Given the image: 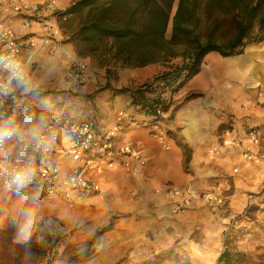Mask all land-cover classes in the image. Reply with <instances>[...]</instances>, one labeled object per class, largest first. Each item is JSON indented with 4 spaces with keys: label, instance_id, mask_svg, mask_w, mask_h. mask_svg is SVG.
Wrapping results in <instances>:
<instances>
[{
    "label": "rangeland",
    "instance_id": "1",
    "mask_svg": "<svg viewBox=\"0 0 264 264\" xmlns=\"http://www.w3.org/2000/svg\"><path fill=\"white\" fill-rule=\"evenodd\" d=\"M54 1L60 10L56 18L61 33L58 39L60 50L57 54L44 55L34 61L29 76L34 84H39V88L34 93L21 95L18 97L19 101H24L27 97L29 103L38 97L42 100L55 96L65 97L70 93L69 88L86 84L84 74L91 75L95 80L98 92L110 89L113 96L128 94L133 98V103L138 100L137 92H140V89L156 90L153 92L154 96L148 93L146 97V104H163L165 107L155 120H164L165 112L172 105L187 102L195 97L188 94L186 98H180L177 96L179 91L171 93L169 88H165L162 78L157 81L154 78L148 83L137 85L132 82V85L129 84L126 88L120 87L123 80L121 74L138 68H127L115 58V49L109 41L90 46L74 42L73 37L85 22L87 11L62 16L65 10L60 9L58 0ZM68 1L71 7L77 0ZM14 25L17 28L18 25ZM16 31L18 32V29ZM18 34L24 35L25 32L19 31ZM169 35L168 32L167 37ZM77 62L83 63L84 66H77ZM185 62L187 61L178 58L155 64L162 66L164 70L157 77L172 72ZM81 78L85 82L79 83ZM228 83L227 85L231 84ZM235 84L242 85L243 79L238 78ZM162 89L166 90L163 95L160 94ZM22 105L26 115L33 114L31 124L35 125H38L37 120L45 108L50 106ZM148 107L146 112L150 121H153L150 111L154 106ZM5 110L6 108L2 109V113ZM26 115L18 121H24ZM170 117L172 116L168 118ZM158 128L166 136L173 135V132L166 134L160 126ZM7 143L12 147L15 141L11 139ZM179 146L183 150L180 169L182 175L189 172L191 152L187 147L181 144ZM159 149L155 160L157 167L154 166L157 168L155 175L159 181L155 183V187H151L147 181L148 163L146 169L135 177L121 170L113 172L112 177L100 187L98 196L74 206L39 195L33 200L35 194L30 192H0V264H225L219 263V258L225 251L233 256L230 264H264V189L257 194V197L262 198L258 203H247L246 200L243 202L240 195L233 196L232 183V187L225 188L215 182L219 177L210 175L204 182L206 187L200 190L228 197L232 209L237 211L236 214H232V211L230 214H221L201 209L195 210L196 214L186 219L179 217L185 213L171 215L168 212L167 215H159L156 210L163 203L161 194L169 189L167 187L174 186L179 174L174 168L165 171L162 163L164 154L168 152ZM168 173L173 179L162 181L163 176ZM227 179L229 180V177ZM242 192L245 194L243 198L252 195L244 190L240 193ZM22 209H32L34 212L31 234L26 240L19 236L20 227L24 222ZM229 215L232 216L231 220ZM155 217L156 220L153 221ZM160 219L163 221L161 224L158 221ZM39 225L42 228L41 233L48 232L52 239L63 238L45 255H42V250H47L45 245L43 249L36 243L29 245L39 230ZM41 241L43 242L44 238H41Z\"/></svg>",
    "mask_w": 264,
    "mask_h": 264
},
{
    "label": "crops",
    "instance_id": "2",
    "mask_svg": "<svg viewBox=\"0 0 264 264\" xmlns=\"http://www.w3.org/2000/svg\"><path fill=\"white\" fill-rule=\"evenodd\" d=\"M27 1L42 3L48 0ZM57 2L62 11L70 7L68 0H58ZM35 31L33 32L36 33ZM44 55H48V52L46 49L40 48L23 56L22 61L29 74L34 61ZM76 65L84 66L80 62H77ZM163 71L160 65L127 70L121 74L123 80L120 87L126 88L129 84L132 85V82H136L135 85L148 83ZM84 76L86 84L69 88L70 93L65 97L55 96L44 98V100L38 97L37 100L30 103L27 97V99L24 98V102L25 104L50 105L48 109L44 106L45 110L41 114L44 117L43 126L49 117L61 116L72 122H92L98 129L108 130L116 126V117L119 112H126L132 117L133 122L125 125L120 134L121 137L118 139V146H121L125 141H132L140 154L147 159V165L149 163L147 181L152 185L151 187H155V183L159 181L155 175L157 168L154 166L157 167L155 160L159 148L163 149V147L149 133L152 129L160 126L161 130L166 131V134L173 132L172 136L167 135V142L171 147L166 151L168 153L164 154L162 166L165 171L174 168L179 172L178 180L174 186L167 188L191 187L203 192L204 190H200V188L206 187L204 182L210 175H213L219 177V179L215 178L217 179L215 182H219L225 188H230L233 184V196L240 195L243 202L245 200L247 202L249 196L253 197L249 202L253 204L262 199L257 197V194L264 189V161L258 165L244 163L241 149L224 148L221 143L231 138H244L250 130H257L262 137L259 154L264 160V42L248 43L243 54L236 57L222 58L217 53L207 55L203 60L199 74L189 80L177 93L180 98H186L188 94L195 97L187 102L172 105L165 112L164 120L159 118L150 121L146 111L151 104H146L147 94L142 91L143 88L137 92L138 100L133 103V98L128 94L120 93L113 96L110 89L98 92V85L91 75L84 74ZM238 78L243 79L242 85L235 84ZM227 82L231 84L227 85ZM20 94L23 95V92ZM151 108L153 110L154 107ZM169 116L172 117L168 118ZM37 122L38 125L31 124V122L25 124L24 121L17 123L21 126L22 131L26 132L28 128L32 127L42 129L40 117ZM224 126H227V129H223ZM13 140L15 143L12 147L6 142L7 145L5 144L4 148L0 149V156L21 159L22 147L24 143H29L31 138L25 136L23 141L15 138ZM62 143L64 144V141ZM179 144L187 147L191 152L189 172L182 175L180 169L183 163V150ZM8 152L10 155L6 154ZM67 165L70 166V163ZM120 170L107 171L97 177L96 180L100 187L112 177L113 172ZM234 170H237V173H234ZM170 179L173 177L168 173L163 176L162 181ZM242 190L252 195L243 198L245 194L240 193ZM161 195L163 203L156 210L157 213L160 215L170 212L169 214L172 215L166 190ZM210 211L221 214H230L231 211L232 214H236L237 212L232 209L231 202L223 210L211 209ZM195 214L194 210H190L179 217L186 219ZM197 217L200 218V216ZM231 219L232 216L229 215V220ZM158 221L160 224L163 222L162 219ZM165 221L169 222L167 219Z\"/></svg>",
    "mask_w": 264,
    "mask_h": 264
},
{
    "label": "built area",
    "instance_id": "3",
    "mask_svg": "<svg viewBox=\"0 0 264 264\" xmlns=\"http://www.w3.org/2000/svg\"><path fill=\"white\" fill-rule=\"evenodd\" d=\"M59 11L54 0L42 3L0 0V57L20 62L25 67L22 58L26 53L43 48L50 55L57 54L60 50L58 39L61 37L56 24ZM14 24L18 25L17 28ZM17 29L25 34L19 35ZM8 75V71L0 64V82L6 81ZM83 82L81 78L79 83ZM20 93L22 92L18 89L9 96H0V119L11 116L14 111L16 122L26 115L22 105L25 103L18 99L22 95ZM154 107L152 117L155 120L164 111V107L163 104ZM4 108L6 110L2 113ZM129 122H133L132 117L126 112H119L116 126L108 130H100L88 121L72 122L66 117H49L40 135L46 139L50 150L37 148L31 140L24 143L21 159L0 156V192L16 191L7 187L8 173L22 167L29 156L35 159L36 178L32 184L18 192L38 193L41 197L70 206L98 196L100 185L96 178L107 171L121 169L130 174H141L147 165V159L140 154L132 141H125L118 146L120 134ZM150 136L165 151L170 150L167 136L159 128L151 130ZM261 142V133L250 130L244 138L224 140L221 146L241 149L244 163L258 165L264 161L259 154ZM166 195L172 214L175 215L190 210H223L229 204V198L220 193L200 192L191 187L169 188ZM252 199L249 196L247 203Z\"/></svg>",
    "mask_w": 264,
    "mask_h": 264
},
{
    "label": "trees",
    "instance_id": "4",
    "mask_svg": "<svg viewBox=\"0 0 264 264\" xmlns=\"http://www.w3.org/2000/svg\"><path fill=\"white\" fill-rule=\"evenodd\" d=\"M85 10V22L73 37L77 44L109 41L115 58L127 68L186 60L181 67L155 78H162L171 93L199 74L210 53L236 57L248 43L264 42V0H77L61 15ZM155 91L144 90L151 96ZM38 228L29 245L36 243L41 249L45 245V255L63 238L52 239L48 232L41 233V225ZM232 257L225 251L219 263L230 264Z\"/></svg>",
    "mask_w": 264,
    "mask_h": 264
},
{
    "label": "clouds",
    "instance_id": "5",
    "mask_svg": "<svg viewBox=\"0 0 264 264\" xmlns=\"http://www.w3.org/2000/svg\"><path fill=\"white\" fill-rule=\"evenodd\" d=\"M0 64L3 65L9 73L8 78L4 82H0V96H9L16 90H22L23 94L34 93L39 88V84H34L26 71L25 67L17 61H12L10 58L0 57ZM33 119V114L25 116L24 123L29 124ZM44 117H40V125L43 126ZM40 127L28 128L27 131H22L21 126L16 122L15 111L11 116L5 119H0V149H3L6 142L15 138L23 141L25 136L30 137L35 142L36 147L44 151L50 150V145L46 139L40 135ZM10 155V152L6 153ZM37 167L35 159L31 156L25 161L22 167L12 169L8 173L7 187L20 191L32 184L36 178ZM38 196L34 195L33 200ZM21 216L23 224L20 227L19 236L23 239H28L31 234V228L34 222V212L32 209H22Z\"/></svg>",
    "mask_w": 264,
    "mask_h": 264
}]
</instances>
